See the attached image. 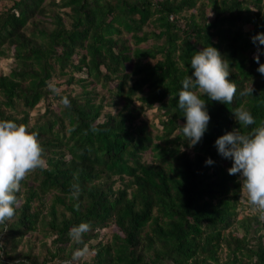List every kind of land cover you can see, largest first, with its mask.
Wrapping results in <instances>:
<instances>
[{
    "label": "trees",
    "instance_id": "trees-1",
    "mask_svg": "<svg viewBox=\"0 0 264 264\" xmlns=\"http://www.w3.org/2000/svg\"><path fill=\"white\" fill-rule=\"evenodd\" d=\"M11 2L0 11V59L13 65L0 73V119L37 132L47 166L22 182L0 225V264H75L84 245L69 230L81 222L91 230L79 264H264V215L240 203V176L215 146L239 127L241 104L256 121L243 131L264 124L253 59L264 64V45L252 39L264 34V0ZM207 45L230 61L237 92L226 105L201 97L210 121L190 146L178 93ZM53 78L81 90L57 94ZM151 110L158 125L144 119Z\"/></svg>",
    "mask_w": 264,
    "mask_h": 264
},
{
    "label": "clouds",
    "instance_id": "clouds-1",
    "mask_svg": "<svg viewBox=\"0 0 264 264\" xmlns=\"http://www.w3.org/2000/svg\"><path fill=\"white\" fill-rule=\"evenodd\" d=\"M253 43L264 45V34L252 38ZM259 64L257 71L264 76V64H260L259 55L253 57ZM191 76L187 75L181 81L182 90L178 93V108L183 111L185 123L178 126L190 146H195L203 138L210 116L206 110V102L202 96L221 104H232L237 92L236 83L230 82V61L212 46L207 45L201 51L195 52L190 60ZM255 89L246 87L241 96H252ZM61 103L68 106L70 101L63 98ZM153 107L160 108L159 105ZM233 116L239 125L237 129L226 133L215 141L218 154L225 159H231L232 166L229 175L239 174L240 191L244 194L251 210L264 215V124L243 131L256 123L252 113L241 104L233 111ZM38 133L29 131L27 125L13 120L0 119V225L14 217L18 204L17 193L25 181L37 169L47 166L44 150L38 140ZM206 165L213 161L208 159ZM78 195V189L73 193ZM91 230V225L81 222L69 230V236L77 243L83 244L76 249V258L89 254V248L84 244L83 236ZM16 264H28L27 261H17Z\"/></svg>",
    "mask_w": 264,
    "mask_h": 264
},
{
    "label": "rangeland",
    "instance_id": "rangeland-1",
    "mask_svg": "<svg viewBox=\"0 0 264 264\" xmlns=\"http://www.w3.org/2000/svg\"><path fill=\"white\" fill-rule=\"evenodd\" d=\"M12 4L11 0H0V11L3 10V8L5 7H9L10 5ZM13 67L12 65V61L11 59L9 58H6V59H0V73L6 75L10 69ZM65 81L64 78L58 80V79H55L53 78L52 81L50 82V87L51 88H54V91L57 93V94H60L62 91L66 90V92H69L71 94H78L80 92V88L76 85H73L72 88L69 87L67 88L66 85L63 83ZM98 100H99V97H98ZM97 100V101H98ZM113 101L110 100V98L107 96V95H104V100H103V104L106 105L105 108H104V111L107 112V111H111V112H114L116 110V107H113ZM53 105V104H52ZM121 105V103H119V105H117V107H119ZM46 108V102L45 101H42L36 108V111H33L30 115H31V118H30V125H32L34 123V119H35V116L37 115L36 112H39V113H42ZM155 115V110H151V111H148L144 114V119L148 122V123H153L155 125H158V120H156V117L154 116ZM240 203H243L244 206L247 205V202H246V198L244 196V194L241 192V198H240ZM246 207V206H245ZM109 232V230H107ZM262 233L264 234V230H262ZM40 249V246H37L36 248V252H42ZM78 260V261H77ZM88 257H84V258H76L75 260V264H79L80 261H88Z\"/></svg>",
    "mask_w": 264,
    "mask_h": 264
}]
</instances>
